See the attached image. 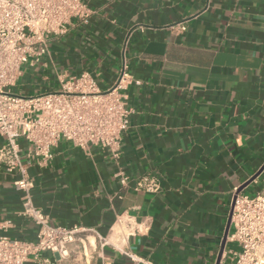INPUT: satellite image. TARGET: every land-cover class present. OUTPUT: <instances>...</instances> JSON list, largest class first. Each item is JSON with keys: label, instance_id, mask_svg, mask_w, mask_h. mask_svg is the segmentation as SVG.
<instances>
[{"label": "crops", "instance_id": "crops-1", "mask_svg": "<svg viewBox=\"0 0 264 264\" xmlns=\"http://www.w3.org/2000/svg\"><path fill=\"white\" fill-rule=\"evenodd\" d=\"M84 1L89 23L53 38L13 90H50L83 70L106 89L125 61L130 127L118 159L61 139L47 166H29L34 204L51 224L96 231L66 258L45 255L50 264H217L237 189L264 165V0ZM144 175L157 192L134 189ZM16 177L0 167V217L13 223L8 236L34 241ZM263 182L264 170L242 192ZM232 248L226 241L219 264Z\"/></svg>", "mask_w": 264, "mask_h": 264}, {"label": "built area", "instance_id": "built-area-1", "mask_svg": "<svg viewBox=\"0 0 264 264\" xmlns=\"http://www.w3.org/2000/svg\"><path fill=\"white\" fill-rule=\"evenodd\" d=\"M93 13L84 0H0V135L5 138L0 146V167L17 174L14 186L22 192L21 214L37 225L34 241L10 237L6 233L13 223L0 217V264H50L45 252L66 258L71 244L78 240L83 244L81 235L96 233L81 225L51 224L34 204L29 166H47L61 139L81 149L99 146L113 158L120 157L122 136L130 127L132 113L126 90L133 76L127 63L123 62L106 89L91 71L83 70L78 75H59L58 87L42 94L13 92L25 65L39 64L53 38L65 36L77 23L88 24ZM181 29L186 27L181 25ZM21 140L27 144L25 152ZM118 175L128 185V176ZM159 187L158 179L150 175L134 184L137 191L157 192ZM118 224L126 226L130 234L135 230L130 217L121 216ZM99 238L102 246L108 243ZM227 242L237 248L230 250L226 264H264V182L254 196L237 195Z\"/></svg>", "mask_w": 264, "mask_h": 264}, {"label": "water", "instance_id": "water-1", "mask_svg": "<svg viewBox=\"0 0 264 264\" xmlns=\"http://www.w3.org/2000/svg\"><path fill=\"white\" fill-rule=\"evenodd\" d=\"M264 170V165L262 166V168L255 174L252 176V178H250L245 184H243L241 187H239L237 189V192H236V195L234 197V200H233V204H232V208H231V212H230V217H229V221H228V225H227V230L225 232V236H224V239H223V248L221 250V254L218 258V263L219 264V261H220V258H221V255H222V252H223V249H224V245L226 244V241H227V237H228V234H229V231H230V228H231V220H232V213H233V208H234V203H235V199L237 197V195L239 193H241L243 191V189L245 187H247L251 182H253L258 176H260V174L263 172Z\"/></svg>", "mask_w": 264, "mask_h": 264}, {"label": "rangeland", "instance_id": "rangeland-1", "mask_svg": "<svg viewBox=\"0 0 264 264\" xmlns=\"http://www.w3.org/2000/svg\"><path fill=\"white\" fill-rule=\"evenodd\" d=\"M25 67V66H24ZM23 67V68H24ZM22 81V80H21ZM21 83V82H20ZM40 87L39 86H37V89H39ZM42 89H40V90H38V91H36V90H33V92L32 93H25V94H23L24 96H30V95H37V94H42V93H45L47 90H42ZM14 93H15V90L13 91ZM262 186V185H261ZM261 186H259V187H261ZM258 187V188H259ZM257 186L255 185H253L251 188H247L246 190H244V192H242V193H245V194H247V195H250V196H254V195H256V193H257ZM232 246H234L235 248H237L235 245H232Z\"/></svg>", "mask_w": 264, "mask_h": 264}, {"label": "bare ground", "instance_id": "bare-ground-1", "mask_svg": "<svg viewBox=\"0 0 264 264\" xmlns=\"http://www.w3.org/2000/svg\"><path fill=\"white\" fill-rule=\"evenodd\" d=\"M119 225V224H118ZM120 226V225H119ZM122 226H120V229H121Z\"/></svg>", "mask_w": 264, "mask_h": 264}]
</instances>
